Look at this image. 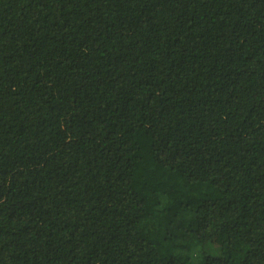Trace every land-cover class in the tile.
<instances>
[{
  "label": "trees",
  "instance_id": "trees-1",
  "mask_svg": "<svg viewBox=\"0 0 264 264\" xmlns=\"http://www.w3.org/2000/svg\"><path fill=\"white\" fill-rule=\"evenodd\" d=\"M0 264H264V0H0Z\"/></svg>",
  "mask_w": 264,
  "mask_h": 264
}]
</instances>
